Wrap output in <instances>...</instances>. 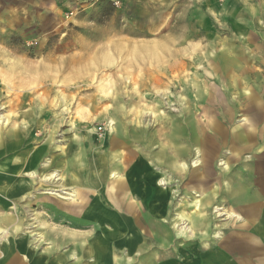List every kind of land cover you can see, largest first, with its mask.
Wrapping results in <instances>:
<instances>
[{"label":"rangeland","instance_id":"1","mask_svg":"<svg viewBox=\"0 0 264 264\" xmlns=\"http://www.w3.org/2000/svg\"><path fill=\"white\" fill-rule=\"evenodd\" d=\"M72 60L81 63L72 69ZM247 92L253 103L242 107ZM220 94L231 116L217 106ZM2 117L8 123L0 126L1 147L13 138L21 142L15 157H7L41 151L45 158L36 172L50 162L45 179L57 176L49 188L56 193L33 184L26 198L13 202L64 200L75 189L62 187L67 176L58 170L54 149L68 159L67 148L83 139L95 156L97 147L105 150L109 138L125 129L126 153L151 163V177L175 213L176 233L182 236L181 229L183 241L196 233L189 228L197 215L204 238L214 239L233 220L226 213L247 197L264 203V170L257 169L264 166V0H0V122ZM243 117L256 126L252 149L239 154L226 144L244 131ZM217 137L224 144L218 153ZM79 154L68 160L71 174L76 164L77 174L85 170L84 151ZM112 185L113 179L106 190ZM37 204L22 206L32 240L54 224L38 217ZM117 216L105 213L103 221L123 226Z\"/></svg>","mask_w":264,"mask_h":264},{"label":"crops","instance_id":"2","mask_svg":"<svg viewBox=\"0 0 264 264\" xmlns=\"http://www.w3.org/2000/svg\"><path fill=\"white\" fill-rule=\"evenodd\" d=\"M250 93L242 96V107L253 103ZM221 100L217 106L221 105L227 116H231L232 110L226 105L225 95L221 96ZM244 118L247 119L243 125L244 131L232 134V139L226 144L227 148L238 150L239 154L243 153V150L249 152L252 149L253 146L249 145L250 132L255 130L256 126L254 120ZM243 119L241 121L244 123ZM126 137L125 129H119L116 135L109 138L105 150L97 147L95 156H90L89 143L83 139L70 144L67 148H70L68 159L62 156L57 148L54 149V157L60 163V171H65L66 165L70 164L69 158L76 161V158L80 157L79 153L84 151V172L77 174L80 167L76 164L71 177L65 173L66 184L62 186L67 192L71 191L70 188L77 190L78 201L82 205L80 209H76L67 201L49 196H43V200H31L38 203V217L52 220L54 223L44 228V232L39 231L44 236L42 240H32V236L25 231L27 224L24 218H28V212L23 209L25 206H22L31 202L0 201V226L5 233L0 234V264H264V203L256 204L247 197L239 209L226 213L233 218L229 221L227 230L217 232L214 239L208 240L204 238L206 234L203 233V222L198 221L201 216L190 217L181 214L183 220L189 219L188 217L192 219L189 231L196 232L189 234L183 241L181 237L184 234L181 229L179 234L182 236H179L171 226L175 213L170 207L167 193L160 191L151 177V172L154 171L151 163L146 157L139 158L126 153ZM233 139L239 140L242 148H235ZM259 139L264 145L262 134ZM197 140L201 143L199 137ZM216 141L218 153L224 144L218 137ZM79 142H82L80 146L77 145ZM109 149L111 153H105ZM198 155L201 158L200 150ZM61 158L63 161H60ZM257 169L264 170V166ZM114 172H117L124 182L116 194L118 198H122L121 211H117L107 202L106 187L112 181L110 174ZM99 173H102L101 180L98 178ZM197 180L201 181V178ZM96 195L98 200L94 199ZM200 197L204 198L205 195ZM129 201L135 202V210L127 209L126 202ZM195 204L199 205L200 201ZM13 208L19 210L13 211ZM97 210L104 213L113 212L116 216L115 211L119 212L120 218L117 217L124 226L120 235H130L133 239L131 245L125 238L123 244H116L114 238L110 240L103 235L101 221L87 217L89 213ZM94 220H97L98 226H93ZM102 223L107 231H114L112 225L105 221Z\"/></svg>","mask_w":264,"mask_h":264},{"label":"bare ground","instance_id":"3","mask_svg":"<svg viewBox=\"0 0 264 264\" xmlns=\"http://www.w3.org/2000/svg\"><path fill=\"white\" fill-rule=\"evenodd\" d=\"M80 63H81V61H79V60H72L69 64L72 66V69H75V67L77 65H80ZM66 67H67V63H65V65L63 67V71L66 70ZM56 119H57L56 116H54L53 120H56ZM246 120H245V118L243 119V121H244L243 125L247 122ZM7 123H8V120L6 118L2 117L1 122H0V126L7 125ZM58 123L59 122H55L56 126L52 130L51 134H53L54 131L56 130V127H58L57 126ZM110 124H111V122H110ZM112 129L113 128H110V130H112ZM24 136H26V135L24 134ZM19 143L21 144L19 139L13 138V140L9 141V145L7 148L1 147L3 144H0V158H2V157L5 158L4 163L0 164V201H4V202L8 203L9 201H14V199L22 200V199L26 198L29 195L28 192L33 188V184H37L40 187V190H41V188H46L44 190H48L51 193H56V192H52L51 189H49V188H55L54 186L56 183H54V179L57 176L55 175L54 177L45 179L46 173L49 171V169L51 167H53L52 163H50V162L47 164L44 163L42 165V168L40 169V171L36 172V170H35V169H37V170L39 169V165H40L39 163L43 160V158H45V157H42L41 151L34 152L32 154H28L26 158H17V157L16 158H10V159L8 158L9 156L15 157L14 155H16L15 154L16 149L14 147H17L19 145ZM51 147L52 146L49 143H47L45 149H50ZM68 154H69V152L67 151V155ZM199 164H200L199 160H196L194 162L195 166H197ZM222 165H225V163H223ZM225 166H227V165H225ZM65 173H67L68 176L71 175L69 167L66 168ZM101 174L102 173H99V175H98V178L100 180L102 179ZM41 178H43L44 180L41 181L40 180ZM52 178H53V180H52ZM111 178L114 181V185H112L110 190L107 191V202L111 206H113L117 211H121L122 210V198H118L116 196V194L123 187L122 186L123 185L122 178L119 176V174L117 172L113 173L111 175ZM59 180H61V179H59ZM157 183L162 184L163 181L161 179H159L157 181ZM50 192H49V194H51ZM78 196H79V192L77 190H74L71 194H68L64 200L68 201L74 208L80 209L82 204L78 201ZM60 198H62V197H60ZM126 204L128 205L127 209L131 210L134 208L135 202L131 203L129 201V203L126 202ZM92 208H93V206H91L90 210H92ZM14 209L15 208H13V211H14ZM15 210H19V209H15ZM133 210H135V209H133ZM104 214L105 213L103 211L97 210V212L89 213L87 216H95L98 219H100V221H101L100 224H101V229H102L103 235H106L105 237H109L110 239H112V238L117 239V242L119 244H121V243L123 244L122 239H124V237H126V235H123V236L120 235V232H121L120 230L123 228L122 224L119 222L114 223V221H112V223L110 222V224L112 226H113V224L115 225V226H113L114 231H111V232L107 231V229L103 226V223H102ZM12 225H13V223H12ZM2 233H4V230H2L1 226H0V234H2ZM36 237L38 238L39 241L44 238L42 233H37ZM129 237H130V235H128V238ZM132 240L133 239L130 237L129 238L130 245H131Z\"/></svg>","mask_w":264,"mask_h":264}]
</instances>
